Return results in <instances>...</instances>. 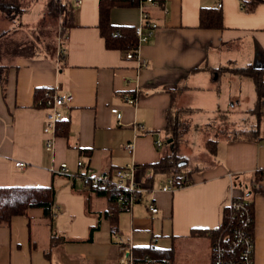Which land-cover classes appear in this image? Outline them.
I'll return each instance as SVG.
<instances>
[{"label": "crops", "instance_id": "0c3cea01", "mask_svg": "<svg viewBox=\"0 0 264 264\" xmlns=\"http://www.w3.org/2000/svg\"><path fill=\"white\" fill-rule=\"evenodd\" d=\"M75 2L71 25L59 35L54 53L14 59L0 85V186H52L55 191L51 222L40 208H30L0 226V264H118L117 235L132 250L151 246L166 252L168 259L159 264H212L207 231L219 225L231 198L247 194L256 171L252 264H264V93L259 98L246 75L248 68L261 71L264 82V1L250 10L239 0L113 5L112 25L135 27L143 11L146 22L155 25L152 35L137 43L138 59L106 48L98 28L99 0ZM201 10L219 13L221 27H201ZM219 83L227 85L225 93ZM242 84L251 85V92ZM41 88L71 94L51 151L44 148V110L34 102ZM206 103L209 108L202 107ZM181 109L190 118V130L208 124L213 135L201 142L206 161L183 160L181 173L191 183L163 192L158 187L167 173L154 174L149 165L167 153V115ZM206 111L212 119L193 124L194 115ZM223 119L221 126H232L230 133L211 127L215 122L220 127ZM135 123L144 130L137 131ZM212 138L216 142L209 152L205 142ZM128 142L131 153L124 147ZM77 161L94 172L133 162L154 191L142 193L130 213L113 211L104 195L76 177ZM62 163L72 175L57 171ZM85 194L90 197L86 210ZM150 202L156 213L148 211Z\"/></svg>", "mask_w": 264, "mask_h": 264}, {"label": "trees", "instance_id": "16d2710c", "mask_svg": "<svg viewBox=\"0 0 264 264\" xmlns=\"http://www.w3.org/2000/svg\"><path fill=\"white\" fill-rule=\"evenodd\" d=\"M37 0H0V23L3 25L0 29V85L3 86L7 77V71L10 63L18 57H33L38 54L46 56L55 51V40L44 43L43 49L40 35L44 34V24L49 19L60 17L64 28L71 25L70 17L72 12L71 0H47L45 8L39 23L32 28L37 32L36 39L27 41L23 35H17L12 38L13 34H19L22 30L28 28L22 22V15L31 8ZM139 0H99L98 4V28L104 38L105 46L108 49H118L122 52L132 50L137 46L138 40L134 33V26H115L109 23L108 11L113 5H132ZM241 8L250 10L257 3L264 0H239ZM17 25V27L14 26ZM199 25L201 27H221V18L219 13L206 14L201 10L199 14ZM63 28V29H64ZM41 49V51H40ZM253 79L257 96L260 98L264 93V82H262V72L247 69L246 75ZM45 89H37L34 93V102L45 97ZM182 113H179V112ZM185 109L167 115L166 138L164 145L168 151L162 155L156 163L149 165L154 174L181 172L185 170L186 164L179 165L185 159V156L177 153L181 142L184 140L185 133L190 130V118L184 117ZM170 112V111H169ZM205 124L203 127L207 126ZM221 130H219L220 132ZM217 132V133H219ZM167 139L170 141L167 142ZM216 140L208 139L205 147L209 152L214 149ZM188 173V172H187ZM260 178V172L256 171L253 179L248 186L247 194L241 197H233L232 200L240 203L239 209L226 206L223 209L221 222L219 225L207 231L211 247V263L215 264L214 247L219 245L220 262L219 264H240L242 242L236 241V237L247 239L252 242L253 230V199L252 195L256 191V181ZM98 191L107 198L108 206L113 211L118 210L115 203L116 194L103 189H92ZM55 191L52 186L47 187H17V186H0V226L9 225L11 218L16 215H25L30 208H40L43 217L52 220ZM90 202L89 195L84 196L85 210ZM53 239L55 237L53 236ZM52 239V240H53ZM61 239V238H60ZM234 242V243H233ZM216 244V245H215ZM133 264H159L161 259H168L166 252H160L159 249L147 246L142 248L133 247ZM146 256L145 260L142 257ZM153 259V260H149Z\"/></svg>", "mask_w": 264, "mask_h": 264}, {"label": "built area", "instance_id": "2783aa9c", "mask_svg": "<svg viewBox=\"0 0 264 264\" xmlns=\"http://www.w3.org/2000/svg\"><path fill=\"white\" fill-rule=\"evenodd\" d=\"M78 3L79 0H75ZM154 3L155 0H141V3ZM220 6V4H217ZM147 15L143 11L142 22L134 27V33L137 37L138 44L144 42L152 35L154 24L146 22ZM127 59H138L137 48L128 50L124 54ZM139 63L144 66L145 63L139 60ZM128 103H133L134 98H127ZM71 101V94L68 92H53L51 90L45 91V97L36 102L37 106L44 110V122L42 126V132L45 135L44 148L47 151H51L54 146V139L57 134V130L63 120L62 109L66 107ZM110 112L115 117H120V112L116 107L110 108ZM133 127L137 131H143V125L141 123H135ZM157 146L160 142L156 143ZM125 149L128 153L132 152V143L128 142L125 144ZM79 171L75 174L87 187L100 188L108 190L116 194L115 203L117 204L120 211L130 213L133 204L139 199L144 192H153L154 187L151 183L144 180L138 174V166L131 162L122 167L115 168L112 171L94 172L90 167L86 166L81 161L76 163ZM15 166L23 167L22 162H16ZM61 174L72 175L69 173L68 167L65 163L60 164L58 170ZM191 180L181 172H170L167 173L165 180L160 182L158 190L163 192H172L178 188L188 186ZM229 207L239 209L241 204L234 202L232 198L229 200ZM150 213H156L157 207L154 203L150 202L147 206ZM236 241L242 242L241 251V262L240 264H252L253 259V244L247 239L236 237ZM117 254L118 264H129L131 262V243L117 235ZM234 243V242H233ZM216 245V244H215ZM215 252V264L220 262V246L216 245L214 248ZM146 258V256H144Z\"/></svg>", "mask_w": 264, "mask_h": 264}, {"label": "rangeland", "instance_id": "374dc122", "mask_svg": "<svg viewBox=\"0 0 264 264\" xmlns=\"http://www.w3.org/2000/svg\"><path fill=\"white\" fill-rule=\"evenodd\" d=\"M46 1L47 0L35 1V3L31 6V8H29V10L26 11L22 15V17H21L22 22L25 25H27L28 28L19 32V34H13L12 38L17 37V35H23L24 39L27 41L36 39V37H37L36 33L37 32L32 28V26H36V24L39 23L40 18L42 16L44 10H46V8H45ZM14 26L17 27L16 24H14ZM1 27H3V25H1V23H0V29H1ZM43 27H44V34L40 35V37H39V39H41L43 42V44L41 45V49H43L44 43H48L52 40H55V42H57L59 35H61L63 30H64L63 29L64 24L61 23L60 17H58L57 19L55 18V19L47 20ZM41 49H40V51H41ZM240 76L245 78V75H243V74H240ZM219 84H220V89H222V92L225 93L227 85H225L224 83H219ZM242 86L246 90L247 94L249 92H251V88H252L251 85L242 84ZM215 101H219V103H221L220 107L225 106L223 100H221V99L217 100L215 98ZM201 105L204 108L210 107V105L207 103L201 104ZM220 117H221V115H220ZM211 119L212 118H211L210 112H208V111L203 112V113H198V114L194 115V117H193V124H201L203 122L205 123L207 121H210ZM223 121H224V119L218 121L220 127H217L216 122L214 123V125L211 123L212 124L211 127L214 126V129L216 130L215 132H217L218 130H221L223 132L230 133L232 130V126H230L229 124L228 125L224 124L223 126H221ZM211 124L209 123V125H211ZM215 124H216L217 128H215ZM191 129H192V127H191ZM212 135H213V132L209 133V130L206 128V126L204 128H200V129L189 130L187 133H185V135L183 137L184 140L181 142L177 153L184 155L185 159H186L184 161H186V162H189V161L193 162L195 160L196 161L198 160V162L206 161L205 157L202 154V152L204 150H203V147L201 145V142L204 141L206 138L211 137ZM190 165L191 164L189 163L187 166H190ZM59 198H60L59 199L60 202L64 201L66 203V201L64 199H62V193H59Z\"/></svg>", "mask_w": 264, "mask_h": 264}, {"label": "water", "instance_id": "95a60500", "mask_svg": "<svg viewBox=\"0 0 264 264\" xmlns=\"http://www.w3.org/2000/svg\"><path fill=\"white\" fill-rule=\"evenodd\" d=\"M168 141H170V139H168ZM184 163H185V162L182 161V162L179 163V165H183Z\"/></svg>", "mask_w": 264, "mask_h": 264}]
</instances>
